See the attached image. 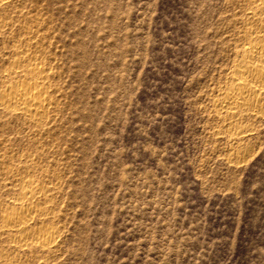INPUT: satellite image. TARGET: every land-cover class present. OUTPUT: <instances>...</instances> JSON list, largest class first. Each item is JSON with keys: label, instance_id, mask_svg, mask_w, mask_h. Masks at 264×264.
Masks as SVG:
<instances>
[{"label": "rangeland", "instance_id": "obj_1", "mask_svg": "<svg viewBox=\"0 0 264 264\" xmlns=\"http://www.w3.org/2000/svg\"><path fill=\"white\" fill-rule=\"evenodd\" d=\"M241 6L15 0L0 10L10 24L0 85L27 42L53 72L47 121L0 106V210L16 193L7 171L28 169L25 155L33 178L56 187L58 245L23 264H264V115L215 105Z\"/></svg>", "mask_w": 264, "mask_h": 264}, {"label": "bare ground", "instance_id": "obj_2", "mask_svg": "<svg viewBox=\"0 0 264 264\" xmlns=\"http://www.w3.org/2000/svg\"><path fill=\"white\" fill-rule=\"evenodd\" d=\"M14 1L0 0V10ZM241 7L242 12L235 18L238 25L234 29L232 69L226 78L227 87L215 105L219 113L224 112L231 118L246 114L257 120L264 115V0H242ZM9 25L0 20V36ZM39 47L37 42L15 45V59L2 75L0 85V106L34 125L47 121L55 105L48 85L53 72L37 54ZM251 131L243 128L238 132V139ZM24 157L21 162L28 169L24 165L25 169L7 171L10 175L5 185L11 184L16 193L0 210V235L8 242L7 248L0 249V264H23L29 257L42 262L43 254L54 252L61 235L50 206L56 187L33 178L30 172L35 171L36 159L31 154Z\"/></svg>", "mask_w": 264, "mask_h": 264}]
</instances>
